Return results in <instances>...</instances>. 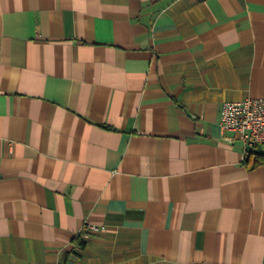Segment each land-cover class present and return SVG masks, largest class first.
<instances>
[{"label":"crops","instance_id":"obj_1","mask_svg":"<svg viewBox=\"0 0 264 264\" xmlns=\"http://www.w3.org/2000/svg\"><path fill=\"white\" fill-rule=\"evenodd\" d=\"M245 98L264 0H0V264H264Z\"/></svg>","mask_w":264,"mask_h":264},{"label":"built area","instance_id":"obj_2","mask_svg":"<svg viewBox=\"0 0 264 264\" xmlns=\"http://www.w3.org/2000/svg\"><path fill=\"white\" fill-rule=\"evenodd\" d=\"M218 126L222 132L233 133L240 141L245 153H252L264 146V98H245L240 101L223 102L219 109ZM232 144L234 137H224ZM100 229L95 225L85 226L81 238L87 239ZM55 264H70L58 262Z\"/></svg>","mask_w":264,"mask_h":264},{"label":"trees","instance_id":"obj_3","mask_svg":"<svg viewBox=\"0 0 264 264\" xmlns=\"http://www.w3.org/2000/svg\"><path fill=\"white\" fill-rule=\"evenodd\" d=\"M264 158V157H263ZM263 162V159L262 158H260V156L258 157V155L256 156V159H255V161H254V165H257V164H260V163H262ZM79 245H81V244H83L81 241H79V243H78Z\"/></svg>","mask_w":264,"mask_h":264}]
</instances>
